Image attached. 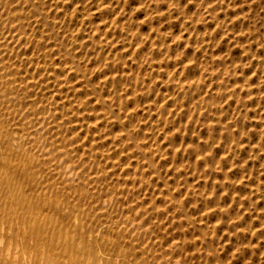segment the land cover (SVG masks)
<instances>
[{
  "label": "rangeland",
  "instance_id": "1",
  "mask_svg": "<svg viewBox=\"0 0 264 264\" xmlns=\"http://www.w3.org/2000/svg\"><path fill=\"white\" fill-rule=\"evenodd\" d=\"M28 1L30 5L27 4ZM41 1L42 0H0V79L2 80H0V136L2 138H0V155L1 152H3L2 149L6 146L5 143L10 142L12 149L14 150L15 148L14 151H16L15 154L17 156L15 158L8 155L4 149V153H2L0 160V167L3 163L7 162V164H9L7 165V172L2 171L4 177H2V179H6L4 182H10H8L9 185L5 183V185L3 184L0 186V192L8 190L6 185H8L9 188L12 187L14 192H16L15 209L13 211H9V213L0 212V242L3 237V244H0V264H63L64 260L66 262L64 264H230V262L232 264H249V262L250 264H264V258H262L264 257V82H262L264 81V19L262 20V18H264L263 0H207L208 2L206 0H76V2L75 0ZM80 2L83 3V6ZM66 3L70 4L66 5ZM71 3H73V6ZM126 4L130 6H127ZM27 5L28 8L26 7ZM93 5L95 7H92ZM124 5L126 8H128L124 9ZM68 6L71 7V10ZM76 7H78L77 10ZM85 7H88V10ZM90 7L91 11L89 12ZM114 7L116 8L114 9ZM67 8L68 10H66ZM35 9L39 11L37 12ZM196 9H198V11H196ZM115 10L118 11L116 12ZM209 12L212 17L209 15ZM43 15H45V18H43ZM118 17L119 19H117ZM92 18H94V20ZM258 21H260V23ZM23 22L26 23L24 24ZM88 22L91 24L90 28ZM107 22H109V24H106ZM255 22H257L259 26ZM98 23L100 24L98 25ZM117 23H119V25ZM133 25L135 27H133ZM134 28L135 30H133ZM125 32L128 34L126 35ZM31 34L34 36L32 37ZM153 34L158 35L156 37ZM205 35L207 36L204 37ZM239 35L240 37L243 35V37L240 38ZM92 41L94 42L92 43ZM132 41L133 44L131 43ZM258 41L259 43H257ZM130 44H132V46ZM50 54H52L53 57H51ZM228 57H230V59H228ZM32 59H37V61H33ZM245 59H248V61ZM22 62L24 63L21 64ZM26 63H28V65ZM62 64L63 67L60 66ZM248 68L250 69L249 71ZM244 72L245 75L243 74ZM68 73L69 77H67ZM94 74L96 78H94ZM159 74L160 76H158ZM235 77L238 78L236 79ZM48 81H50V85ZM59 81L62 83V85ZM99 81L101 83H99ZM57 84L59 86H57ZM104 84L107 86V90ZM238 86H240V88ZM22 87H24V89ZM184 87L187 88L185 89ZM60 91H62L61 94ZM87 91L91 93L89 94ZM111 92L113 93L111 94ZM207 92H209V95H207ZM126 93L128 94L126 95ZM200 93H203L202 96ZM74 94L77 96L76 98ZM41 95L43 98L40 97ZM59 95H61V97ZM94 95L96 98L93 97ZM78 96H82L84 99H80ZM100 98L102 99V103ZM106 98H109L107 99L108 101ZM234 98L236 99L234 100ZM77 100L81 101L77 102ZM89 100L92 101V104H90ZM46 101L49 102L47 103ZM82 102H84V104ZM93 104H95V107ZM113 104H115V106ZM73 105L75 108H73ZM8 107H10V109ZM118 107L120 108V112H118ZM48 109L50 111H48ZM41 110L43 111L41 112ZM130 110L134 112H128ZM255 111L257 113H255ZM110 112L113 113L114 116H112L113 114ZM127 113L130 118L127 116ZM59 116L61 118L64 116L63 118L65 119L62 120L59 118ZM219 116H221L223 119L222 121ZM114 117L116 118L114 119ZM43 118L44 121L41 122L40 119L43 120ZM86 119H89V121L91 120L92 122H89ZM129 119L132 121L131 123L129 122ZM105 122L109 127L105 125ZM124 122L126 125L130 124L131 126L127 125V128ZM92 123L96 128L92 125ZM11 126L12 128H10ZM76 127L79 130L76 129ZM67 129L70 132H68ZM115 130L118 131L115 132ZM42 133L44 136L43 138L41 137ZM15 135H17V137H15ZM35 135L37 137L39 135V137L37 138ZM15 139H19L21 143L17 142L14 144L13 140ZM48 140L51 141V144H55L56 146H51ZM88 141H91V146ZM70 143L74 145H70ZM76 145H79L78 148ZM65 146L66 151L61 150ZM36 147L38 148L37 151ZM71 148L75 151H73ZM229 151L231 152L229 153ZM65 154L68 155L66 156ZM220 156H222V158H220ZM80 158L81 161H79ZM69 159L71 161L73 160L74 163H71ZM85 159L87 160L86 162ZM8 160H12L11 163L13 165L10 163V161L8 162ZM39 160L42 161V164ZM66 161H68L67 163L69 165L66 163ZM212 161L215 165L212 164ZM221 161L224 163V165ZM78 162L80 163L78 164ZM38 163H40L42 166ZM104 168L106 170H104ZM46 169L48 171H46ZM236 170L238 173H235L237 172ZM15 171L17 174H15ZM18 173H20V175ZM47 173L49 174L47 175ZM39 174L41 176L44 174V178L40 177ZM59 174L62 177H59ZM219 174L220 176L218 177ZM234 174L238 175L233 176ZM64 175L66 176L64 177ZM50 176H52L53 179ZM95 176L97 179L94 178ZM7 177L9 178L7 179ZM20 178H22V182L20 181ZM60 180L61 182H59ZM73 182H75V184ZM66 183H69V185ZM132 183L134 185H132ZM214 183L219 184H216V186ZM37 184H39V186ZM25 186L26 188L23 189ZM48 186L50 190L48 189ZM35 188L36 191H33ZM39 190H41V193ZM231 190L232 192H230ZM55 193H57L58 197ZM58 194H61V197H59ZM70 196L72 197L71 200ZM236 197L239 199L237 200ZM38 198L40 200H38ZM60 198H62V201H59ZM221 200L222 202H220ZM19 201H21V203ZM103 201L105 202L103 203ZM46 202L48 203L45 204ZM62 202H64L66 205H64ZM95 202L97 204L100 202V204H98L99 206ZM105 203L107 205H105ZM55 204L60 205L61 208L63 207V209H61L60 206H55ZM67 204H69L70 207H68L69 205ZM65 206L66 208L68 207L70 209H65ZM228 206L230 207L228 208ZM253 207H255L256 212L254 211ZM232 208L235 209L233 210ZM218 209H220L219 213ZM211 213H213L214 216ZM70 214H72V216H70ZM42 216L43 218H41ZM215 216L217 218L219 217V220H217ZM2 218L5 223H3ZM35 218H38V221H36ZM243 218L244 220H242ZM16 219L17 223L15 222ZM34 219L35 223L41 227L42 234L39 236H32V234L35 233V230L33 229V225L35 224H33ZM87 219L90 222L87 221ZM131 220H133L134 223ZM11 221L12 223L15 222L14 226L12 225ZM201 221L203 222L201 223ZM236 221L241 225L236 223ZM6 222L8 223L6 224ZM20 222H23V226ZM42 222L46 223L43 225ZM119 222L120 224H118ZM209 222L212 223L209 224ZM9 225L11 228H9ZM106 225H108V227ZM17 227H19L20 230ZM94 227L96 228L93 229ZM15 228L18 229L20 235H17V230ZM78 229L81 231L83 229L82 236L81 231ZM249 231L250 235L248 234ZM12 233L14 235H12ZM97 233H99V235ZM67 234L69 239L66 236ZM237 234L240 237H238ZM203 235L206 236V238ZM210 235L213 238H211ZM242 235L244 237H242ZM21 236L23 240H19V238L21 239ZM46 238L54 239L52 246L44 241ZM193 240H196L197 242H194ZM230 240H232V242ZM11 242L13 244H10ZM37 244L41 246L37 247ZM65 244L66 246H64ZM20 246L22 248L24 247L26 252L24 251L23 253L20 251L24 250V248L22 249ZM255 248L259 250L257 251ZM223 249L227 253L223 252ZM56 250L57 252H55ZM39 251H41V253ZM35 252L37 254H35ZM21 253H23V255ZM61 253L64 254L62 255ZM69 254L72 255L68 256ZM101 254L104 257L101 256ZM24 255H26L27 259H25ZM15 256H18V260L15 258ZM24 259L26 263H23Z\"/></svg>",
  "mask_w": 264,
  "mask_h": 264
},
{
  "label": "bare ground",
  "instance_id": "2",
  "mask_svg": "<svg viewBox=\"0 0 264 264\" xmlns=\"http://www.w3.org/2000/svg\"><path fill=\"white\" fill-rule=\"evenodd\" d=\"M47 1H48V0H47ZM77 1H78V0H77ZM91 1H92V0H91ZM122 1H123V0H122ZM148 1H149V0H148ZM161 1H162V0H161ZM206 1H207V0H206ZM214 1H215V0H214ZM238 1H239V0H238ZM259 1H260V0H259ZM19 2H20V1H19ZM34 2H35V1H34ZM37 2H38V1H37ZM41 2H43V0H42ZM55 2H57V1H55ZM55 2H54V3H55ZM75 2H76V0H75ZM95 2H96V1H95ZM128 2H129V1H128ZM128 2H126V3H128ZM155 2H156V1H155ZM202 2H203V1H202ZM204 2H205V1H204ZM207 2H208V1H207ZM212 2H213V1H212ZM23 3H24V2H23ZM35 3H36V2H35ZM44 3H45V2H44ZM47 3H48V2H47ZM49 3H50V2H49ZM59 3H60V2H59ZM61 3H62V2H61ZM80 3H81V2H80ZM89 3H90V2H89ZM91 3H92V2H91ZM118 3H119V2H118ZM118 3H117V4H118ZM120 3H121V1H120ZM120 3H119V4H120ZM152 3H153V2H152ZM152 3H151V4H152ZM160 3H161V2H160ZM160 3H159V4H160ZM172 3H173V1H172ZM172 3H171V4H172ZM27 4L30 5V4H29V1H28ZM68 4H70V3H68ZM68 4L66 3V5H68ZM72 4H73V3H71V5H72ZM82 4H83V3H81V5H82ZM93 4H94V3H93ZM119 4H118V5H119ZM129 4H130V3H129ZM137 4H138V3H137ZM161 4H163V3H161ZM189 4H191V3H189ZM206 4H208V3H206ZM222 4H223V3H222ZM263 4H264V0H263ZM25 5H26V4H25ZM28 5L26 6L27 8H28ZM32 5H33V4H32ZM50 5H51V4H50ZM60 5H61V4H60ZM126 5H127V4H126ZM130 5H132V4H130ZM130 5H127V6H130ZM230 5H231V4H230ZM48 6H49V5H48ZM48 6H47V7H48ZM58 6H59V4H58ZM63 6H64V5H63ZM72 6H73V5H72ZM79 6H80V5H79ZM82 6H83V5H82ZM87 6H88V5H87ZM90 6H91V4H90ZM99 6H101V5H99ZM116 6H117V5H116ZM124 6H125V5H124ZM154 6H155V5H154ZM10 7H11V6H10ZM29 7H30V6H29ZM45 7H46V5H45ZM52 7H53V6H52ZM68 7H70V6H68ZM92 7H95V6L93 5ZM110 7H111V5H110ZM196 7H197V6H196ZM33 8H34V7H33ZM35 8H36V7H35ZM43 8H44V7H43ZM58 8H59V7H58ZM62 8H63V7H62ZM65 8H66V7H65ZM77 8H78V7H76V10H77ZM82 8H83V7H82ZM85 8H86V7H85ZM87 8H88V7H87ZM87 8H86V9H87ZM107 8H108V6H107ZM115 8H116V7H114V9H115ZM117 8H118V6H117ZM127 8H128V7H127ZM127 8H126V6H125L124 9H127ZM209 8H210V7H209ZM44 9H45V8H44ZM103 9H104V8H103ZM131 9H133V8H131ZM141 9H142V7H141ZM10 10H11V9H10ZM18 10H19V9H18ZM25 10H26V9H25ZM35 10H36V9H35ZM52 10H53V9H52ZM54 10H55V9H54ZM66 10H68V8H67ZM70 10H71V7H70ZM70 10H69V11H70ZM87 10H88V9H87ZM118 10H119V9H118ZM118 10H115V11L117 12ZM134 10H135V9H134ZM143 10H144V9H143ZM168 10H169V9H168ZM240 10H241V9H240ZM246 10H247V9H246ZM253 10H254V9H253ZM36 11H37V10H36ZM38 11H39V10H38ZM38 11H37V12H38ZM50 11H51V10H50ZM58 11H59V10H58ZM90 11H91V7H90V9H89V12H90ZM92 11H93V8H92ZM98 11H99V10H98ZM112 11H113V9H112ZM126 11H127V10H126ZM132 11H133V10H132ZM196 11H198V9H196ZM236 11H237V10H236ZM10 12H11V11H10ZM44 12H45V11H44ZM87 12H88V11H87ZM148 12H149V9H148ZM168 12H169V11H168ZM210 12H211V11H210ZM210 12H209V15H210ZM237 12H238V11H237ZM240 12H241V11H240ZM254 12H255V10H254ZM254 12H253V13H254ZM42 13H43V12H42ZM56 13H57V12H56ZM74 13H75V9H74ZM92 13H94V12H92ZM102 13H103V12H102ZM128 13H129V12H128ZM165 13H166V12H165ZM179 13H180V12H179ZM195 13H196V12H195ZM35 14H36V13H35ZM44 14H45V13H44ZM48 14H49V13H48ZM97 14H98V13H97ZM115 14H116V13H115ZM120 14H121V12H120ZM132 14H133V13H132ZM220 14H221V13H220ZM21 15H22V14H21ZM21 15H20V16H21ZM37 15H38V14H37ZM99 15H100V14H99ZM117 15H118V14H117ZM159 15H160V14H159ZM251 15H252V14H251ZM251 15H250V16H251ZM263 15H264V14H263ZM26 16H27V15H26ZM29 16H30V15H29ZM34 16H35V15H34ZM43 16H44V17H43ZM43 16H42V17L45 18V15H43ZM48 16H49V15H48ZM55 16H56V15H55ZM81 16H82V15H81ZM83 16H85V15H83ZM100 16H101V15H100ZM103 16H104V15H103ZM115 16H116V15H115ZM118 16H119V15H118ZM186 16H187V15H186ZM207 16H208V15H207ZM210 16L212 17V15H210ZM35 17H36V16H35ZM50 17H51V16H50ZM56 17H57V16H56ZM121 17H122V16H121ZM121 17H120V18H121ZM126 17H127V16H126ZM153 17H154V16H153ZM153 17H152V18H153ZM181 17H182V16H181ZM184 17H185V16H184ZM30 18H31V17H30ZM37 18H38V17H37ZM46 18H47V16H46ZM81 18H82V17H81ZM84 18H85V17H84ZM86 18H88V17H86ZM95 18H96V17H95ZM104 18H105V16H104ZM114 18H115V17H114ZM114 18H113V19H114ZM134 18H135V17H134ZM154 18H155V17H154ZM188 18H189V17H188ZM215 18H216V17H215ZM244 18H245V17H244ZM10 19H11V18H10ZM38 19H40V18H38ZM38 19H37V20H38ZM92 19L94 20V18H92ZM115 19H116V18H115ZM115 19H114V21H115ZM117 19H119V17H118ZM147 19H148V18H147ZM227 19H228V18H227ZM248 19H249V18H248ZM263 19H264V18H262V20H263ZM13 20H14V19H13ZM87 20H89V19H87ZM87 20H86V21H87ZM95 20H96V19H95ZM120 20H121V19H120ZM128 20H129V19H128ZM162 20H163V19H162ZM176 20H178V19H176ZM198 20H199V19H198ZM258 20H259V19H258ZM15 21H16V20H15ZM44 21H45V20H44ZM111 21H112V20H111ZM130 21H131V20H130ZM134 21H135V20H134ZM143 21H144V20H143ZM149 21H150V20H149ZM157 21H159V20H157ZM235 21H238V20H235ZM246 21H247V20H246ZM11 22H12V20H11ZM20 22H21V21H20ZM42 22H43V20H42ZM45 22H47V21H45ZM84 22H85V20H84ZM92 22H93V21H92ZM118 22H119V21H118ZM121 22H122V21H121ZM188 22H189V21H188ZM206 22H207V21H206ZM258 22L260 23V21H258ZM23 23H24V22H23ZM25 23H26V22H25ZM25 23H24V24H25ZM36 23H37V22H36ZM198 23H199V22H198ZM201 23H202V22H201ZM219 23H220V22H219ZM245 23H247V22H245ZM255 23H257V22H255ZM261 23H262V22H261ZM41 24H42V23H41ZM45 24H46V23H45ZM88 24H89V22H88ZM92 24H93V23H92ZM99 24H100V23H98V25H99ZM106 24H109V22H107ZM113 24H114V23H113ZM117 24L119 25V23H117ZM138 24H139V23H138ZM147 24H148V23H147ZM183 24H184V23H183ZM187 24H188V23H187ZM39 25H40V24H39ZM82 25H83V24H82ZM90 25H91V24H89V28L91 27ZM94 25H95V23H94ZM141 25H142V22H141ZM149 25H150V24H149ZM229 25H231V24H229ZM229 25H228V27H229ZM257 25H258V23H257ZM20 26H21V25H20ZM26 26H27V25H26ZM35 26H36V25H35ZM43 26H44V25H43ZM127 26H128V25H127ZM173 26H174V25H173ZM175 26H176V25H175ZM184 26H185V24H184ZM258 26H259V25H258ZM11 27H12V26H11ZM17 27H18V26H17ZM37 27H38V26H37ZM81 27H82V26H81ZM106 27H107V26H106ZM106 27H105V28H106ZM113 27H114V26H113ZM133 27H135V26L133 25ZM140 27H141V26H140ZM148 27H149V26H148ZM244 27H245V26H244ZM27 28H28V26H27ZM110 28H111V27H110ZM196 28H197V26H196ZM207 28H208V26H207ZM215 28H216V27H215ZM256 28H257V27H256ZM19 29H20V28H19ZM34 29H35V28H34ZM99 29H100V28H99ZM139 29H140V28H139ZM26 30H27V29H26ZM89 30H90V29H89ZM89 30H88V31H89ZM115 30H116V29H115ZM133 30H135V28H134ZM212 30H213V29H212ZM214 30H216V29H214ZM250 30H251V29H250ZM31 31H32V30H31ZM33 31H35V30H33ZM108 31H109V30H108ZM125 31H127V30H125ZM139 31H140V30H139ZM181 31H182V30H181ZM196 31H197V30H196ZM225 31H226V30H225ZM225 31H224V32H225ZM93 32H94V31H93ZM99 32H100V31H99ZM154 32H155V31H154ZM184 32H185V30H184ZM214 32H215V31H214ZM219 32H220V31H219ZM246 32H247V31H246ZM246 32H245V33H246ZM28 33H29V32H28ZM41 33H42V32H41ZM89 33H90V32H89ZM107 33H108V32H107ZM220 33H221V32H220ZM228 33H229V32H228ZM34 34H35V33H34ZM125 34L127 35L128 33L125 32ZM151 34H152V33H151ZM154 34H155V33H154ZM154 34H153V35H154ZM182 34H183V33H182ZM211 34H212V32H211ZM218 34H219V33H218ZM252 34H253V33H252ZM261 34H262V33H261ZM153 35H152V36H153ZM157 35H158V34H157ZM157 35H154V36L157 37ZM256 35H257V33H256ZM258 35H259V32H258ZM31 36L33 37L34 35L31 34ZM35 36H36V35H35ZM89 36H90V35H89ZM107 36H109V35H107ZM206 36H207V35H205L204 37H206ZM211 36H212V35H211ZM42 37H43V36H42ZM50 37H51V36H50ZM105 37H106V36H105ZM105 37H104V38H105ZM128 37H129V36H128ZM133 37H134V36H133ZM162 37H163V36H162ZM204 37H203V38H204ZM225 37H226V36H225ZM235 37H236V36H235ZM239 37H240V35H239ZM242 37H243V35H242ZM242 37H240V38H242ZM244 37H245V35H244ZM257 37H261V36H257ZM23 38H24V37H23ZM35 38H36V37H35ZM182 38H183V37H182ZM197 38H199V37H197ZM232 38H233V36H232ZM255 38H256V37H255ZM29 39H30V37H29ZM93 39H94V38H93ZM93 39H92V40H93ZM114 39H115V38H114ZM158 39H159V38H158ZM177 39H179V38H177ZM200 39H201V37H200ZM260 39H261V38H260ZM27 40H28V39H27ZM31 40H32V39H31ZM34 40H35V39H34ZM88 40H89V39H88ZM88 40H87V41H88ZM123 40H124V39H123ZM155 40H157V39H155ZM162 40H163V39H162ZM193 40H194V39H193ZM124 41H125V40H124ZM147 41H148V40H147ZM165 41H166V40H165ZM172 41H173V40H172ZM221 41H222V39H221ZM221 41H220V42H221ZM28 42H29V41H28ZM32 42H33V41H32ZM62 42H63V41H62ZM90 42H91V41H90ZM93 42H94V41H92V43H93ZM153 42H154V41H153ZM166 42H167V41H166ZM196 42H197V41H196ZM200 42H201V41H200ZM212 42H213V40H212ZM227 42H228V41H227ZM30 43H31V42H30ZM98 43H99V42H98ZM124 43H126V42H124ZM131 43L133 44V41H132ZM164 43H165V42H164ZM193 43H194V42H193ZM202 43H203V42H202ZM209 43H211V42H209ZM214 43H215V42H214ZM257 43H259V41H258ZM12 44H13V43H12ZM53 44H54V43H53ZM96 44H97V43H96ZM132 44H130V45L132 46ZM168 44H169V43H168ZM168 44H167V45H168ZM222 44H223V43H222ZM230 44H231V43H230ZM30 45H31V44H30ZM106 45H107V44H106ZM204 45H205V44H204ZM260 45H261V44H260ZM65 46H66V45H65ZM102 46H103V45H102ZM107 46H109V45H107ZM116 46H117V45H116ZM126 46H127V45H126ZM208 46H209V45H208ZM229 46H230V45H229ZM61 47H62V46H61ZM103 47H104V46H103ZM112 47H113V46H112ZM112 47H111V48H112ZM176 47H177V46H176ZM63 48H65V47H63ZM63 48H62V49H63ZM94 48H95V47H94ZM113 48H114V47H113ZM195 48H196V47H195ZM202 48H203V45H202ZM252 48H253V47H252ZM26 49H27V48H26ZM95 49H96V48H95ZM101 49H102V48H101ZM136 49H137V48H136ZM163 49H164V48H163ZM204 49H205V48H204ZM229 49H230V47H229ZM229 49H228V50H229ZM261 49H262V48H261ZM24 50H25V49H24ZM63 50H64V49H63ZM63 50H61V51H63ZM129 50H130V49H129ZM201 50H202V49H201ZM215 50H216V49H215ZM215 50H213V51H215ZM252 50H253V49H252ZM262 50H263V49H262ZM262 50H261V51H262ZM70 51H71V49H70ZM161 51H162V50H161ZM207 51H208V50H207ZM3 52H4V51H3ZM24 52H25V51H24ZM67 52H68V51H67ZM72 52H73V51H72ZM129 52H130V51H129ZM142 52H143V51H142ZM202 52H203V51H202ZM235 52H236V51H235ZM262 52H263V51H262ZM48 53H49V52H48ZM51 53H52V52H51ZM65 53H66V52H65ZM213 53H214V52H213ZM256 53H257V52H256ZM32 54H33V53H32ZM66 54H67V53H66ZM74 54H75V53H74ZM76 54H79V53H76ZM195 54H196V53H195ZM249 54H250V53H249ZM50 55H51V57H53L52 54H50ZM68 55H69V54H68ZM156 55H157V54H156ZM230 55H231V54H230ZM246 55H247V54H246ZM75 56H76V55H75ZM157 56H158V55H157ZM172 56H173V55H172ZM244 56H245V55H244ZM262 56H263V55H262ZM18 57H19V56H18ZM46 57H47V56H46ZM66 57H67V56H66ZM66 57H65V58H66ZM245 57H246V56H245ZM248 57H249V56H248ZM56 58H57V57H56ZM56 58H55V59H56ZM68 58H69V57H68ZM75 58H77V57H75ZM144 58H145V57H144ZM148 58H149V57H148ZM155 58H156V57H155ZM164 58H165V57H164ZM223 58H224V57H223ZM246 58H247V57H246ZM17 59H18V58H17ZM78 59H79V58H78ZM177 59H178V58H177ZM219 59H220V58H219ZM228 59H230V57H228ZM255 59H256V58H255ZM32 60H33V61H34V60L37 61V59H32ZM50 60H51V59H50ZM58 60H59V59H58ZM63 60H64V59H63ZM113 60H114V59H113ZM245 60H246V59H245ZM245 60H244V61H245ZM36 61H35V62H36ZM79 61H80V60H79ZM150 61H151V59H150ZM222 61H223V60H222ZM241 61H242V59H241ZM246 61H248V59H247ZM55 62H56V61H55ZM63 62H64V61H63ZM67 62H68V61H67ZM142 62H143V61H142ZM168 62H169V61H168ZM212 62H213V61H212ZM23 63H24V62H22L21 64H23ZM31 63H32V62H31ZM33 63H34V62H33ZM57 63H58V62H57ZM95 63H96V62H95ZM145 63H146V61H145ZM18 64H19V62H18ZM26 64L28 65V63H26ZM34 64H35V63H34ZM39 64H40V63H39ZM53 64H54V62H53ZM55 64H56V63H55ZM60 64H61V63H60ZM69 64H70V63H69ZM154 64H155V63H154ZM197 64H198V63H197ZM47 65H48V64H47ZM51 65H52V64H51ZM56 65H57V64H56ZM70 65H71V64H70ZM73 65H74V63H73ZM202 65H203V64H202ZM238 65H239V64H238ZM246 65H247V63H246ZM17 66H18V65H17ZM60 66L63 67V64L60 65ZM151 66H152V65H151ZM154 66H155V65H154ZM197 66H198V65H197ZM204 66H205V65H204ZM65 67H66V66H65ZM65 67H64V68H65ZM113 67H114V66H113ZM228 67H229V66H228ZM6 68H7V67H6ZM35 68H36V67H35ZM42 68H43V67H42ZM47 68H49V67H47ZM122 68H123V67H122ZM189 68H191V67H189ZM200 68H201V67H200ZM202 68H203V67H202ZM260 68H261V67H260ZM0 69H1V68H0ZM21 69H22V68H21ZM33 69H34V68H33ZM43 69H44V68H43ZM43 69H42V70H43ZM65 69H66V68H65ZM73 69H74V66H73ZM75 69H76V68H75ZM194 69H195V68H194ZM258 69H259V68H258ZM36 70H37V69H36ZM51 70H52V69H51ZM55 70H56V69H55ZM66 70H67V69H66ZM76 70H77V69H76ZM76 70H75V71H76ZM81 70H82V69H81ZM210 70H211V69H210ZM242 70H243V69H242ZM249 70H250V69L248 68V71H249ZM256 70H257V69H256ZM1 71H2V70H1ZM25 71H26V70H25ZM37 71H38V70H37ZM52 71H53V70H52ZM52 71H51V72H52ZM77 71H78V70H77ZM232 71H233V70H232ZM11 72H12V71H11ZM15 72H16V71H15ZM35 72H36V71H35ZM48 72H49V70H48ZM56 72H57V71H56ZM68 72H69V71H68ZM70 72H71V71H70ZM73 72H74V70H73ZM80 72H81V71H80ZM155 72H156V71H155ZM196 72H197V71H196ZM222 72H223V71H222ZM222 72H221V74H222ZM19 73L21 74L20 71H19ZM26 73H27V72H26ZM39 73H40V70H39ZM42 73H43V72H42ZM58 73H59V72H58ZM62 73H63V72H62ZM65 73H67V72H65ZM65 73H64V74H65ZM204 73H205V72H204ZM204 73H203V74H204ZM1 74H2V73H1ZM9 74H10V73H9ZM36 74H37V73H36ZM36 74H35V75H36ZM59 74H60V73H59ZM75 74H77V73H75ZM86 74H87V73H86ZM99 74H100V73H99ZM205 74H206V73H205ZM243 74L245 75V72H244ZM249 74H250V73H249ZM261 74H262V73H261ZM65 75H67V74H65ZM71 75H72V74H71ZM73 75H74V73H73ZM172 75H173V73H172ZM176 75H177V74H176ZM210 75H211V74H210ZM216 75H217V74H216ZM229 75H230V74H229ZM3 76L5 77L4 74H3ZM27 76H28V75H27ZM50 76H51V75H50ZM60 76H61V74H60ZM93 76H94V78H96V77H95V74H94ZM93 76H92V78H93ZM96 76H97V75H96ZM158 76H160V74H159ZM178 76H179V75H178ZM181 76H182V75H181ZM252 76H254V75H252ZM37 77H38V76H37ZM44 77H45V76H44ZM52 77H53V76H52ZM61 77H62V76H61ZM67 77H69V73H68V76H67ZM70 77H71V76H70ZM86 77H87V76H86ZM100 77H101V75H100ZM199 77H201V76H199ZM205 77H206V75H205ZM212 77H213V76H212ZM216 77H217V76H216ZM231 77H232V76H231ZM238 77H239V76H238ZM238 77H237V78H238ZM1 78H2V77H1ZM8 78H9V77H8ZM24 78H25V77H24ZM42 78H43V77H42ZM59 78H60V77H59ZM63 78H64V77H63ZM105 78H107V77H105ZM108 78H109V77H108ZM111 78H113V77H111ZM194 78H195V77H194ZM208 78H209V77H208ZM224 78H225V77H224ZM224 78H223V79H224ZM226 78H227V76H226ZM229 78H230V77H229ZM235 78H236V77H235ZM237 78H236V79H237ZM243 78H244V77H243ZM250 78H251V77H250ZM39 79H40V78H39ZM43 79H44V78H43ZM67 79H68V78H67ZM70 79H71V78H70ZM73 79H76V78H73ZM176 79H177V78H176ZM184 79H185V78H184ZM210 79H211V78H210ZM213 79H214V78H213ZM213 79H212V80H213ZM220 79H221V78H220ZM259 79H260V78H259ZM0 80H1V79H0ZM52 80H53V79H52ZM54 80H55V79H54ZM60 80H63V79H60ZM95 80H96V79H95ZM179 80H180V79H179ZM200 80H201V79H200ZM228 80H229V79H228ZM232 80H233V79H232ZM232 80H230V81L233 82ZM241 80H243V79H241ZM1 81H2V80H1ZM3 81H4V80H3ZM41 81H42V80H41ZM50 81H51V80H50ZM50 81H48V83H49ZM64 81H65V80H64ZM74 81H75V80H74ZM78 81H79V80H78ZM81 81H82V80H81ZM100 81H102V80H100ZM100 81H99V83H101ZM105 81H106V80H105ZM105 81H104V82H105ZM225 81H226V80H225ZM18 82H19V81H18ZM18 82H17V83H18ZM24 82H25V81H24ZM59 82H60V81H59ZM79 82H80V81H79ZM79 82H78V83H79ZM102 82H103V81H102ZM107 82H108V81H107ZM211 82H212V81H211ZM211 82H210V83H211ZM221 82H222V81H221ZM262 82H264V81H262ZM5 83H6V81H5ZM27 83H28V82H27ZM37 83H38V82H37ZM48 83H47V84H48ZM51 83H52V82H51ZM57 83H58V82H57ZM60 83H61V82H60ZM66 83H68V82H66ZM71 83H72V81H71ZM75 83H76V82H75ZM80 83H81V82H80ZM82 83H83V82H82ZM121 83H122V82H121ZM177 83H178V82H177ZM179 83H180V81H179ZM179 83H178V84H179ZM191 83H192V81H191ZM206 83H207V82H206ZM214 83H215V82H214ZM234 83H235V82H234ZM234 83H233V84H234ZM2 84H3V83H2ZM44 84H45V83H44ZM102 84H103V83H102ZM110 84H111V83H110ZM112 84H113V83H112ZM192 84H193V83H192ZM195 84H196V83H195ZM208 84H209V83H208ZM216 84H217V83H216ZM219 84H220V83H219ZM228 84H229V83H228ZM0 85H1V84H0ZM45 85H46V84H45ZM49 85H50V83H49ZM61 85H62V83H61ZM104 85H105V84H104ZM221 85H222V83H221ZM263 85H264V84H263ZM57 86H59V85L57 84ZM77 86H78V85H77ZM79 86H80V85H79ZM83 86H84V85H83ZM105 86H106V85H105ZM105 86H104V87H105ZM112 86H113V85H112ZM186 86H187V85H186ZM246 86H247V85H246ZM8 87H9V85H8ZM25 87H27V86H25ZM37 87H38V86H37ZM45 87H46V86H45ZM48 87H49V86H48ZM51 87H52V86H51ZM51 87H50V88H51ZM63 87H64V86H63ZM69 87H70V86H69ZM71 87H72V86H71ZM84 87H86V86H84ZM98 87H99V84H98ZM201 87H202V86H201ZM220 87H221V86H220ZM238 87L240 88V86H238ZM22 88L24 89V87H22ZM27 88H28V87H27ZM46 88H47V87H46ZM65 88H66V87H65ZM73 88H74V87H73ZM79 88H80V87H79ZM120 88H121V87H120ZM122 88H124V87H122ZM184 88H185V87H184ZM186 88H187V87H186ZM186 88H185V89H186ZM223 88H224V86H223ZM223 88H222V89H223ZM254 88H255V87H254ZM254 88H252V89H254ZM47 89H48V88H47ZM57 89H58V87H57ZM57 89H56V90H57ZM61 89H62V88H61ZM68 89H69V88H68ZM91 89H92V88H91ZM99 89H100V88H99ZM108 89H109V88H108ZM112 89H113V88H112ZM130 89H131V88H130ZM180 89H181V87H180ZM195 89H196V88H195ZM195 89H194V90H195ZM216 89H217V88H216ZM69 90H70V89H69ZM69 90H68V91H69ZM71 90H73V89H71ZM106 90H107V86H106ZM124 90H125V89H124ZM183 90H184V89H183ZM199 90H200V89H199ZM236 90H237V89H236ZM243 90H244V89H243ZM20 91H21V90H20ZM38 91H39V90H38ZM62 91H63V90H62ZM62 91H60V94H61ZM81 91H82V90H81ZM100 91H101V90H100ZM111 91H113V90H111ZM116 91H117V90H116ZM129 91H130V90H129ZM129 91H128V92H129ZM131 91H132V90H131ZM186 91H188V90H186ZM1 92H3V91H1ZM31 92H32V91H31ZM70 92H72V91H70ZM77 92H78V91H77ZM87 92H88V91H87ZM107 92H108V91H107ZM107 92H106V93H107ZM197 92H198V90H197ZM233 92H234V91H233ZM9 93H10V92H9ZM29 93H30V92H29ZM40 93H41V90H40ZM50 93H51V92H50ZM53 93H54V92H53ZM53 93H52V95H53ZM55 93H56V92H55ZM57 93H58V92H57ZM63 93H64V92H63ZM65 93H66V92H65ZM88 93H89V92H88ZM90 93H91V92H90ZM90 93H89V94H90ZM102 93H103V92H102ZM112 93H113V92H111V94H112ZM130 93H131V92H130ZM207 93H208L207 95H209V92H207ZM223 93H224V92H223ZM230 93H231V92H230ZM237 93H238V92H237ZM0 94H1V93H0ZM2 94H3V93H2ZM31 94H32V93H31ZM77 94H78V93H77ZM80 94H81V93H80ZM89 94H88V95H89ZM114 94H115V91H114ZM127 94H128V93H126V95H127ZM200 94H201V96H202L203 93H200ZM249 94H250V93H249ZM37 95H39V94H37ZM47 95H50V94H47ZM57 95H58V94H57ZM63 95H64V94H63ZM74 95H75V94H74ZM105 95H106V94H105ZM108 95H109V94H108ZM164 95H165V94H164ZM207 95H206V96H207ZM54 96H56V95H54ZM59 96L61 97V95H59ZM68 96H69V95H68ZM70 96H71V94H70ZM118 96H119V95H118ZM135 96H136V95H135ZM214 96H215V95H214ZM37 97H39V96H37ZM40 97H42V95H41ZM46 97H47V96H46ZM76 97H77V96L75 95V98H76ZM79 97H80V96H78V98H79ZM93 97H95V95H94ZM93 97H92V98H93ZM98 97H99V95H98ZM105 97H106V96H105ZM109 97H110V96H109ZM122 97H123V96H122ZM236 97H237V95H236ZM17 98H18V97H17ZM42 98H43V97H42ZM53 98H54V97H53ZM56 98H57V97H56ZM63 98H64V97H63ZM81 98L84 99V97H82V96L80 97V99H81ZM95 98H96V97H95ZM115 98H117V97H115ZM115 98H114V99H115ZM123 98H124V97H123ZM203 98H204V96H203ZM226 98H227V97H226ZM19 99H20V98H19ZM36 99H37V98H36ZM44 99H45V98H44ZM44 99H43V100H44ZM57 99H58V98H57ZM71 99H72V98H71ZM86 99H87V97H86ZM100 99H101V98H100ZM107 99H109V98H106V100H107ZM129 99H130V98H129ZM165 99H166V98H165ZM221 99H222V97H221ZM230 99H231V98H230ZM235 99H236V98H234V100H235ZM254 99H255V98H254ZM258 99H259V98H258ZM258 99H257V100H258ZM21 100H22V99H21ZM38 100H39V99H38ZM45 100H46V99H45ZM49 100H50V99H49ZM52 100H53V99H52ZM61 100H63V99H61ZM61 100H60V101H61ZM75 100H76V99H75ZM90 100H91V99H90ZM90 100H89V101H90ZM97 100H99V99H97ZM97 100H96V101H97ZM54 101H55V100H54ZM70 101H71V100H70ZM79 101H81V100H79ZM79 101L77 100V102H79ZM87 101H88V100H87ZM87 101H86V102H87ZM100 101H101V103H102V99H101ZM107 101H108V100H107ZM163 101H164V100H163ZM203 101H204V99H203ZM212 101H213V100H212ZM216 101H217V100H216ZM226 101H227V100H226ZM231 101H232V100H231ZM241 101H242V100H241ZM245 101H246V100H245ZM11 102H12V101H11ZM44 102H45V101H44ZM46 102L48 103L49 101H46ZM71 102H72V101H71ZM113 102H114V101H113ZM115 102H116V101H115ZM239 102H240V100H239ZM27 103H28V102H27ZM42 103H43V102H42ZM55 103H56V102H55ZM82 103L84 104V102H82ZM99 103H100V102H99ZM156 103H157V102H156ZM222 103H223V102H222ZM230 103H231V102H230ZM230 103H229V104H230ZM3 104H4V103H3ZM21 104H22V103H21ZM44 104H46V103H44ZM52 104H53V102H52ZM59 104H60V103H59ZM83 104H82V105H83ZM90 104H92V101H90ZM95 104H96V102H95ZM95 104H93V106H94ZM128 104H130V103H128ZM128 104H127V105H128ZM137 104H138V103H137ZM225 104H226V103H225ZM225 104H224V107H225ZM232 104H233V103H232ZM4 105H5V104H4ZM11 105H12V104H11ZM71 105H72V104H71ZM78 105H79V103H78ZM80 105H81V104H80ZM86 105H87V104H86ZM100 105H101V104H100ZM113 105L115 106V104H113ZM118 105H119V104H118ZM118 105H117V106H118ZM123 105H124V104H123ZM132 105H133V104H132ZM236 105H237V104H236ZM247 105H248V104H247ZM22 106H23V104H22ZM40 106H42V105H40ZM53 106H54V104H53ZM67 106H68V105H67ZM67 106H66V107H67ZM91 106H92V105H91ZM98 106H99V105H98ZM109 106H110V105H109ZM137 106H138V105H137ZM10 107H12V106H10ZM10 107H8V108L10 109ZM30 107H31V106H30ZM50 107H51V106H50ZM94 107H95V106H94ZM230 107H232V106H230ZM234 107H235V106H234ZM236 107H237V106H236ZM238 107H239V106H238ZM247 107H248V106H247ZM2 108H3V107H2ZM39 108H40V107H39ZM39 108H38V109H39ZM73 108H75L74 105H73ZM91 108H92V107H91ZM91 108H90V109H91ZM113 108H114V107H113ZM118 108H119V107H118ZM144 108H145V107H144ZM30 109H32V108H30ZM45 109H47V108H45ZM83 109H84V108H83ZM86 109H87V108H86ZM92 109H93V108H92ZM92 109H91V110H92ZM95 109H96V108H95ZM111 109H112V108H111ZM151 109H152V107H151ZM227 109H228V108H227ZM238 109H239V108H238ZM240 109H241V104H240ZM240 109H239V110H240ZM255 109H256V108H255ZM257 109H258V108H257ZM77 110H78V109H77ZM91 110H89V111H91ZM107 110H108V109H107ZM119 110H120V108L118 109V112H120ZM219 110H220V109H219ZM236 110H237V109H236ZM236 110H235V111H236ZM261 110H262V109H261ZM30 111H31V110H30ZM35 111H36V110H35ZM42 111H43V110H41V112H42ZM46 111H47V110H46ZM48 111H50V110L48 109ZM53 111H54V110H53ZM75 111H76V110H75ZM80 111H81V110H80ZM83 111H85V110H83ZM108 111H109V110H108ZM110 111H111V110H110ZM131 111H132V110H130V111H128V112H131ZM153 111H154V110H153ZM220 111H221V110H220ZM220 111H219V113H220ZM228 111H229V110H228ZM244 111H245V110H244ZM12 112H14V111H12ZM39 112H40V111H39ZM57 112H58V111H57ZM71 112H72V111H71ZM71 112H70V113H71ZM76 112H77V111H76ZM78 112H79V111H78ZM94 112H95V111H94ZM96 112H97V111H96ZM122 112H123V111H122ZM124 112H125V111H124ZM132 112H134V111H132ZM211 112H212V110H211ZM216 112H217V111H216ZM221 112H222V111H221ZM233 112H234V111H233ZM238 112H239V111H238ZM242 112H243V111H242ZM253 112H254V110H253ZM46 113H47V112H46ZM46 113H45V114H46ZM50 113H51V112H50ZM99 113H101V112H99ZM110 113H111V112H110ZM212 113H213V112H212ZM240 113H241V112H240ZM255 113H257V112L255 111ZM263 113H264V112H263ZM9 114H10V113H9ZM11 114H12V113H11ZM27 114H28V113H27ZM42 114H43V113H42ZM74 114L76 115L75 112H74ZM77 114H78V113H77ZM85 114H86V113H85ZM91 114H92V113H91ZM111 114H113V113H111ZM114 114H115V111H114ZM114 114H113L112 116H114ZM136 114H138V113H136ZM215 114H216V113H215ZM238 114H239V113H238ZM54 115H55V113H54ZM63 115H64V114H63ZM133 115H134V114H133ZM133 115H132V117H133ZM72 116H74V115H72ZM100 116H101V115H100ZM109 116H110V115H109ZM112 116H111V117H112ZM123 116H124V115H123ZM127 116H128V113H127ZM134 116H136V115H134ZM222 116H223V115H222ZM254 116H255V115H254ZM254 116H253V117H254ZM15 117H16V116H15ZM24 117H25V116H24ZM50 117H51V116H50ZM52 117H53V114H52ZM52 117H51V118H52ZM63 117H64V116H63ZM63 117L61 118V117L59 116V118H61L62 120H64L65 118H63ZM65 117H66V116H65ZM77 117H78V116H77ZM81 117H82V116H81ZM86 117H87V116H86ZM89 117H90V116H89ZM91 117H92V116H91ZM120 117H121V116H120ZM128 117L130 118V116H128ZM132 117H131V119H132ZM199 117H200V116H199ZM214 117H215V115H214ZM219 117L221 118V116H219ZM232 117H233V116H232ZM257 117H258V116H257ZM16 118H17V117H16ZM44 118H45V117H44ZM44 118H43V120L40 119L41 122L44 121ZM98 118H99V117H98ZM104 118H105V117H104ZM107 118H108V117H107ZM112 118H113V117H112ZM115 118H116V117H114V119H115ZM122 118H123V117H122ZM228 118H229V117H228ZM247 118H248V116H247ZM14 119H15V118H14ZM31 119H32V118H31ZM61 119H60V120H61ZM77 119H79V118H77ZM93 119H94V118H93ZM109 119H111V118H109ZM109 119H108V120H109ZM135 119H136V117H135ZM217 119H218V118H217ZM238 119H239V118H238ZM238 119H237V120H238ZM48 120H49V119H48ZM58 120H59V119H58ZM67 120H68V119H67ZM86 120H87V119H86ZM106 120H107V119H106ZM129 120H130V119H129ZM222 120H223V119L221 118V121H222ZM240 120H241V119H240ZM10 121H11V119H10ZM27 121H28V120H27ZM34 121H35V120H34ZM50 121H51V120H50ZM50 121H49V122H50ZM71 121H72V120H71ZM74 121H75V120H74ZM80 121H81V120H80ZM84 121H85V120H84ZM87 121H89V119H88ZM90 121H91V120H90ZM90 121H89V122H90ZM98 121H99V120H98ZM124 121H126V120H124ZM133 121H134V120H133ZM136 121H137V120H136ZM241 121H242V120H241ZM28 122H29V121H28ZM32 122H33V121H32ZM59 122H60V121H59ZM64 122H65V121H64ZM91 122H92V121H91ZM108 122H109V121H108ZM114 122H115V121H114ZM129 122L131 123L132 121L130 120ZM134 122H135V121H134ZM219 122H220V120H219ZM231 122H232V121H231ZM257 122H258V121H257ZM18 123H19V122H18ZM83 123H84V122H83ZM96 123H97V122H96ZM110 123H111V122H110ZM124 123H125V122H124ZM227 123H228V122H227ZM263 123H264V122H263ZM45 124H46V122H45ZM50 124H51V123H50ZM111 124H112V123H111ZM111 124H110V125H111ZM19 125H20V124H19ZM73 125H74V124H73ZM78 125H79V124H78ZM92 125L94 126L93 123H92ZM96 125H97V124H96ZM105 125H106V122H105ZM113 125H114V124H113ZM127 125L129 126L130 124H127ZM127 125H126V123H125V126H126V127H127ZM215 125H216V124H215ZM244 125H245V124H244ZM244 125H243V126H244ZM53 126H54V125H53ZM53 126H52V127H53ZM106 126L109 127L108 124H107ZM130 126H131V125H130ZM227 126H228V125H227ZM245 126H246V125H245ZM45 127H46V126H45ZM64 127H65V126H64ZM66 127H67V126H66ZM84 127H86V126H84ZM94 127H95V126H94ZM113 127H114V126H113ZM142 127H143V126H142ZM255 127H256V126H255ZM10 128H12V126H11ZM41 128H42V127H41ZM48 128H49V127H48ZM55 128H56V127H55ZM55 128H54V129H55ZM58 128H60V127H58ZM58 128H57V129H58ZM61 128H62V127H61ZM67 128H68V127H67ZM81 128H82V127H81ZM95 128H96V127H95ZM114 128H115V127H114ZM127 128H128V127H127ZM227 128H228V127H227ZM18 129H19V128H18ZM23 129H24V128H23ZM76 129H78V128L76 127ZM102 129H103V128H102ZM117 129H118V128H117ZM121 129H122V128H121ZM124 129H126V128H124ZM129 129H130V128H129ZM13 130H14V129H13ZM48 130H49V129H48ZM78 130H79V129H78ZM89 130H90V129H89ZM212 130H213V129H212ZM25 131H26V130H25ZM38 131H39V130H38ZM41 131H42V130H41ZM41 131H40V132H41ZM67 131H68V129H67ZM83 131H84V130H83ZM117 131H118V130H117ZM117 131L115 130V132H117ZM130 131H131V130H130ZM213 131H214V130H213ZM40 132H39V133H40ZM42 132H43V131H42ZM44 132H45V131H44ZM53 132H54V131H53ZM68 132H70V131H68ZM73 132H74V131H73ZM175 132H176V131H175ZM210 132H211V131H210ZM253 132H254V131H253ZM33 133H35V132H33ZM46 133H48V132H46ZM60 133H61V132H60ZM66 133H67V132H66ZM66 133H65V134H66ZM77 133H79V132H77ZM129 133H130V132H129ZM212 133H213V132H212ZM240 133H241V132H240ZM245 133H246V132H245ZM8 134H9V133H8ZM25 134H26V133H25ZM29 134H30V133H29ZM29 134H28V135H29ZM44 134H45V133H44ZM74 134H75V132H74ZM209 134H210V133H209ZM249 134H250V133H249ZM255 134H256V133H255ZM261 134H262V133H261ZM45 135H47V134H45ZM75 135H76V134H75ZM75 135H74V136H75ZM82 135H83V134H82ZM91 135H92V134H91ZM117 135H118V134H117ZM120 135H121V133H120ZM233 135H234V134H233ZM257 135H258V134H257ZM257 135H256V136H257ZM35 136H36V135H35ZM68 136H69V135H68ZM84 136H85V135H84ZM253 136H254V134H253ZM253 136H252V137H253ZM15 137H17V135H15ZM33 137H34V136H33ZM36 137H37V136H36ZM38 137H39V135H38ZM38 137H37V138H38ZM41 137H42V138L44 137V136H43V133H42V136H41ZM76 137H77V136H76ZM79 137H80V136H79ZM206 137H207V136H206ZM209 137H210V136H209ZM219 137H220V136H219ZM246 137H247V136H246ZM258 137H259V136H258ZM260 137H261V136H260ZM0 138H1V136H0ZM68 138H70V137H68ZM68 138H67V140H68ZM95 138H96V136H95ZM229 138H230V137H229ZM231 138H232V137H231ZM250 138H251V137H250ZM1 139H2V138H1ZM1 139H0V140H1ZM32 139H33V138H32ZM39 139H40V138H39ZM39 139H38V140H39ZM46 139H47V138H46ZM46 139H45V140H46ZM49 139H50V138H49ZM54 139H55V138H54ZM65 139H66V138H65ZM77 139H78V138H77ZM79 139H80V138H79ZM212 139H213V138H212ZM246 139H247V138H246ZM4 140H6V139H4ZM27 140H28V139H27ZM38 140H37V141H38ZM72 140H73V139H72ZM88 140H90V139H88ZM92 140H93V139H92ZM95 140H96V139H95ZM229 140H230V139H229ZM240 140H241V139H240ZM249 140H250V139H249ZM263 140H264V139H263ZM25 141H26V140H25ZM39 141H41V140H39ZM48 141H49V140H48ZM205 141H206V140H205ZM212 141H213V140H212ZM224 141H225V140H224ZM250 141H251V140H250ZM250 141H249V142H250ZM252 141H253V138H252ZM13 142H14V144H15V143L20 142V141H19V139H15V140H13ZM33 142H34V141H33ZM41 142H42V141H41ZM49 142H50V144H51V141H49ZM49 142H48V143H49ZM65 142H66V141H65ZM71 142H72V141H71ZM78 142H79V141H78ZM88 142H89V141H88ZM90 142H91V141H90ZM90 142H89V143H90ZM202 142H203V141H202ZM239 142H240V141H239ZM259 142H260V141H259ZM20 143H21V142H20ZM20 143H19V144H20ZM28 143H29V141H28ZM44 143H45V142H44ZM57 143H58V142H57ZM67 143H68V142H67ZM86 143H87V142H86ZM94 143H95V142H94ZM94 143H93V145H94ZM96 143H97V142H96ZM240 143H241V142H240ZM263 143H264V142H263ZM25 144H26V143H25ZM29 144H30V143H29ZM45 144H46V143H45ZM64 144H65V143H64ZM71 144H72V143H70V145H71ZM79 144H80V143H79ZM258 144H259V143H258ZM5 145H6V146H5L4 148H3V146H2V148H3V149H2L3 152H1V155H2V153H4V149H5V152L8 153V155H10V156L16 158V157H17L16 154H15L16 151H14L15 148H14V150L12 149V145H11V143H10V142H6ZM35 145H36V144H35ZM39 145H40V144H39ZM39 145H38V148H39ZM42 145H43V144H42ZM52 145H55V144H51V146H52ZM62 145H63V144H62ZM72 145H74V144H72ZM91 145H92V144L90 143V146H91ZM206 145H207V144H206ZM236 145H238V144H236ZM33 146H34V145H33ZM43 146H44V145H43ZM55 146H56V145H55ZM55 146H54V147H55ZM76 146H77V145H76ZM78 146H79V145H78ZM78 146H77V148H78ZM84 146H85V145H84ZM87 146H88V144H87ZM245 146H246V145H245ZM262 146H263V145H262ZM47 147H48V146H47ZM82 147H83V146H82ZM82 147H81V148H82ZM93 147H94V146H93ZM93 147H92V148H93ZM220 147H221V146H220ZM231 147H232V146H231ZM256 147H257V146H256ZM259 147H260V145H259ZM38 148L36 147V151H37ZM41 148H42V147H41ZM51 148H52V147H51ZM59 148H60V147H59ZM62 148H63V147H62ZM74 148H75V147H74ZM84 148H85V147H84ZM88 148H89V146H88ZM241 148H242V147H241ZM28 149H29V148H28ZM46 149H47V148H46ZM48 149H49V148H48ZM56 149H57V148H56ZM65 149H66V146H65L63 149H61V150H65ZM71 149H72V148H71ZM211 149H212V148H211ZM230 149H232V148H230ZM258 149H259V148H258ZM258 149H257V150H258ZM0 150H1V149H0ZM18 150H19V149H18ZM20 150H21V149H20ZM26 150H27V149H26ZM61 150H60V151H61ZM67 150H68V149H67ZM72 150H73V149H72ZM218 150H219V149H218ZM233 150H234V149H233ZM237 150H238V149H237ZM254 150H255V149H254ZM28 151H29V150H28ZM31 151H32V150H31ZM65 151H66V150H65ZM73 151H75V150H73ZM86 151H87V150H86ZM243 151H244V150H243ZM42 152H43V150H42ZM45 152H49V151H45ZM56 152H57V151H56ZM68 152H69V151H68ZM70 152H71V151H70ZM79 152H80V151H79ZM84 152H85V151H84ZM87 152H89V151H87ZM202 152H203V150H202ZM217 152H218V151H217ZM220 152H221V150H220ZM230 152H231V151H229V153H230ZM240 152H241V150H240ZM244 152H245V151H244ZM244 152H243V153H244ZM253 152H254V151H253ZM30 153H31V152H30ZM50 153H51V152H50ZM50 153H48V154H50ZM94 153H95V152H94ZM237 153H238V152H237ZM247 153H249V152H247ZM31 154H32V153H31ZM38 154H39V153H38ZM38 154H37V155H38ZM42 154H43V153H42ZM44 154H45V153H44ZM62 154H63V153H62ZM69 154H70V153H69ZM82 154H83V153H82ZM195 154H196V153H195ZM254 154H255V153H254ZM1 155H0V160H1ZM26 155H30V154H26ZM32 155H33V154H32ZM40 155H41V154H40ZM56 155H58V154H56ZM65 155H66V154H65ZM67 155H68V154H67ZM67 155H66V156H67ZM75 155H76V154H75ZM79 155H80V154H79ZM88 155H89V153H88ZM90 155H91V153H90ZM218 155H219V154H218ZM243 155H244V154H243ZM247 155H248V154H247ZM5 156H6V155H5ZM43 156H44V155H43ZM50 156H52V155H50ZM59 156H60V152H59ZM72 156H73V155H72ZM80 156H81V155H80ZM85 156H86V155H85ZM3 157H4V156H3ZM25 157H26V156H25ZM27 157H28V156H27ZM81 157H82V156H81ZM87 157H89V156H87ZM146 157H147V156H146ZM224 157H225V156H224ZM231 157H232V156H231ZM262 157H263V156H262ZM262 157H261V158H262ZM22 158H23V157H22ZM30 158H31V157H30ZM39 158H40V156H39ZM44 158H45V157H44ZM91 158H92V157H91ZM147 158H148V157H147ZM208 158H209V157H208ZM211 158H212V157H211ZM220 158H222V156H220ZM228 158H229V157H228ZM228 158H226V159H228ZM2 159H3V158H2ZM7 159H8V157H7ZM11 159H12V158H11ZM24 159H25V158H24ZM55 159H56V158H55ZM63 159H64V158H63ZM71 159H72V158H71ZM78 159H79V158H78ZM83 159H84V158H83ZM93 159H94V158H93ZM96 159H97V158H96ZM144 159H145V158H144ZM212 159H213V158H212ZM226 159H225V160H226ZM4 160H5V159H4ZM4 160H3V161H4ZM17 160H18V159H17ZM36 160H37V159H36ZM61 160H62V159H61ZM64 160H66V159H64ZM69 160H70V159H69ZM73 160H74V157H73ZM73 160H72V161L70 160L71 163H74ZM89 160H90V159H89ZM89 160H88V161H89ZM97 160H98V159H97ZM146 160H147V159H146ZM214 160H215V159H214ZM222 160H223V159H222ZM229 160H230V159H229ZM234 160H235V159H234ZM234 160H233V161H234ZM239 160H240V159H239ZM254 160H255V159H254ZM5 161H6V160H5ZM5 161H4V162H5ZM9 161H10V160H8V162H9ZM11 161H12V160H11ZM11 161H10V163H11ZM39 161H40V160H39ZM59 161H60V160H59ZM79 161H81V158H80ZM86 161H87V160L85 159V162H86ZM94 161H95V160H94ZM41 162H42V161H40V163H41ZM51 162H52V161H51ZM67 162H68V161H66V163H67ZM92 162H93V161H92ZM202 162H203V161H202ZM221 162H222V161H221ZM224 162H225V161H224ZM226 162H227V161H226ZM234 162H235V161H234ZM40 163H38V164H40ZM76 163H77V162H76ZM79 163H80V162H78V164H79ZM90 163H91V162H90ZM96 163H97V162H96ZM96 163H95V164H96ZM222 163H223V162H222ZM248 163H249V162H248ZM11 164H12V163H11ZM26 164H27V163H26ZM30 164H32V163H30ZM41 164H42V163H41ZM41 164H40V165H41ZM52 164H53V162H52ZM54 164H55V163H54ZM67 164H68V163H67ZM99 164H100V163H99ZM202 164H203V163H202ZM212 164H214L213 161H212ZM227 164H228V162H227ZM7 165H9V164H7V162H6V163H3L2 166L0 167V186H2L3 184L5 185V183H7V184L9 185V183H10L9 181H8L9 183H8L7 181L4 182V180H6V179H2V177H3V174H2L3 172H2V171L7 172V171H6V170H8ZM12 165H13V164H12ZM17 165H18V163H17ZM24 165H25V164H24ZM32 165H33V164H32ZM35 165H36V164H35ZM44 165H45V164H44ZM46 165H47V163H46ZM55 165H56V164H55ZM55 165H51V166H55ZM58 165H59V164H58ZM64 165H65V164H64ZM68 165H69V164H68ZM68 165H67V166H68ZM74 165H75V164H74ZM85 165H86V163H85ZM93 165H94V164H93ZM214 165H215V164H214ZM214 165H212V166H214ZM223 165H224V163H223ZM20 166H22V165H20ZM41 166H42V165H41ZM56 166H57V165H56ZM99 166H100V165H99ZM113 166H114V165H113ZM113 166H112V167H113ZM220 166H222V165H220ZM15 167H16V164H15ZM30 167H31V166H30ZM74 167H76V166H74ZM227 167H228V166H227ZM235 167H236V166H235ZM244 167H245V166H244ZM46 168H47V167H46ZM53 168H54V167H53ZM55 168H56V167H55ZM76 168H78V167H76ZM84 168H85V166H84ZM92 168H94V167H92ZM100 168H101V167H100ZM100 168H97V169H100ZM216 168H217V167H216ZM13 169H14V168H13ZM37 169H38V168H37ZM37 169H36V170H37ZM41 169H44V168H41ZM47 169H48V168H47ZM47 169H46V171H48ZM58 169H59V168H58ZM70 169H71V167H70ZM82 169H83V168H82ZM101 169H102V168H101ZM113 169H114V167H113ZM121 169H122V168H121ZM223 169H224V168H223ZM226 169H227V168H226ZM240 169H242V168H240ZM18 170H19V169H18ZM31 170H32V169H31ZM39 170H40V169H39ZM72 170H74V169H72ZM102 170H103V169H102ZM104 170H106V169L104 168ZM237 170H238V169H237ZM237 170H236V171H237ZM252 170H253V169H252ZM21 171H22V170H21ZM23 171H24V170H23ZM25 171H26V169H25ZM32 171H33V170H32ZM43 171H44V170H43ZM57 171H58V170H57ZM59 171H60V170H59ZM67 171H68V170H67ZM69 171H70V170H69ZM78 171H79V170H78ZM89 171H91V170H89ZM89 171H88V172H89ZM94 171H95V170H94ZM219 171H220V169H219ZM223 171H224V170H223ZM234 171H235V170H234ZM244 171H245V170H244ZM246 171H247V170H246ZM5 172H4V173H5ZM26 172H27V171H26ZM52 172H53V170H52ZM62 172H63V171H62ZM91 172H93V171H91ZM104 172H105V171H104ZM217 172H218V171H217ZM228 172H229V170H228ZM37 173H38V172H37ZM50 173H51V172H50ZM59 173H60V172H59ZM71 173H72V172H71ZM80 173H81V172H80ZM218 173H219V172H218ZM220 173H221V172H220ZM235 173H238V171L235 172ZM239 173H240V172H239ZM11 174H12V173H11ZM15 174H17L16 171H15ZM18 174L20 175V173H18ZM40 174H41V173H40ZM40 174H39V175H40ZM44 174H45V173H44ZM44 174H43V176L40 175V177H43V178H44ZM48 174H49V173H47V175H48ZM63 174H64V173H63ZM78 174H79V173H78ZM83 174H84V173H83ZM83 174H82V175H83ZM119 174H120V173H119ZM224 174H225V173H224ZM228 174H229V173H228ZM231 174H232V173H231ZM244 174H245V172H244ZM25 175H26V174H25ZM29 175H30V174H29ZM33 175H34V174H33ZM35 175H36V174H35ZM53 175H54V174H53ZM66 175H67V174H66ZM66 175H64V177H65ZM69 175H70V174H69ZM85 175H86V174H85ZM85 175H84V176H85ZM88 175L91 176L90 174H88ZM237 175H238V174H237ZM237 175L234 174L233 176H237ZM239 175H240V174H239ZM7 176H8V174H7ZM26 176H27V175H26ZM60 176H61V175L59 174V177H60ZM84 176H83V177H84ZM219 176H220V174L218 175V177H219ZM221 176H222V175H221ZM223 176H224V175H223ZM229 176H230V175H229ZM14 177H15V176H14ZM40 177H39V178H40ZM48 177H49V176H48ZM50 177H52V176H50ZM54 177H55V176H54ZM61 177H62V176H61ZM67 177H68V175H67ZM67 177H66V178H67ZM69 177H70V176H69ZM87 177H88V176H87ZM100 177H101V176H100ZM107 177H108V176H107ZM150 177H151V176H150ZM158 177H159V176H158ZM231 177H232V176H231ZM245 177H246V176H245ZM3 178H4V177H3ZM8 178H9V177H7V179H8ZM27 178H28V177H27ZM27 178H26V179H27ZM29 178H30V177H29ZM31 178H32V177H31ZM43 178H42V179H43ZM56 178H57V177H56ZM94 178H96V176H95ZM98 178H99V177H98ZM197 178H199V177H197ZM251 178H252V177H251ZM33 179H34V178H33ZM33 179H32V180H33ZM52 179H53V177H52ZM52 179H51V181H52ZM58 179H59V178H58ZM89 179H90V177H89ZM96 179H97V178H96ZM103 179H104V178H103ZM224 179H225V178H224ZM232 179H233V178H232ZM14 180H15V179H14ZM21 180H22V178H20V181H21ZM28 180H29V179H28ZM36 180H37V178H36ZM98 180H99V179H98ZM104 180H105V179H104ZM220 180H221V178H220ZM222 180H223V179H222ZM57 181H58V180H57ZM102 181H103V180H102ZM102 181H101V182H102ZM3 182H4V183H3ZM12 182H13V181H12ZM12 182H11V183H12ZM14 182H15V181H14ZM21 182H22V181H21ZM23 182H25V181H23ZM34 182H35V181H34ZM40 182H41V180H40ZM55 182H56V181H55ZM59 182H61V180H60ZM82 182H83V181H82ZM133 182H134V181H133ZM28 183H29V182H28ZM28 183H27V184H28ZM30 183H31V182H30ZM36 183H37V181H36ZM38 183H39V180H38ZM57 183H58V182H57ZM73 183L75 184V182H73ZM79 183H80V182H79ZM94 183H95V182H94ZM219 183H220V182H219ZM219 183H216V184H219ZM234 183H235V182H234ZM238 183H239V182H238ZM243 183H244V182H243ZM31 184H32V183H31ZM48 184H50V183H48ZM48 184H47V185H48ZM51 184H53V183H51ZM55 184H56V183H55ZM60 184H61V183H60ZM60 184H59V185H60ZM66 184L69 185V183H66ZM90 184H91V182H90ZM214 184H215V183H214ZM214 184H213V185H214ZM216 184H215V185H216ZM228 184H229V183H228ZM240 184H241V183H240ZM8 185H6V188L8 189L7 191L0 192V212H2V213H5V212H6V213H7V212L9 213V211H13V210L15 209L14 207H15V205H16V196H15L16 192H14V190L12 189V187L9 188ZM10 185H11V184H10ZM13 185H14V184H13ZM37 185L39 186V184H37ZM56 185H57V184H56ZM62 185H63V183H62ZM70 185H71V184H70ZM132 185H134V184L132 183ZM44 186H45V185H44ZM93 186H94V185H93ZM93 186H92V187H93ZM216 186H217V185H216ZM224 186H225V182H224ZM229 186H230V184H229ZM4 187H5V186H4ZM13 187H14V186H13ZM22 187H23V186H22ZM46 187H47V186H46ZM84 187H85V186H84ZM237 187H238V186H237ZM237 187H236V188H237ZM16 188H17V187H16ZM25 188H26V186H25L23 189H25ZM38 188H39V187H38ZM41 188H42V187H41ZM86 188H87V187H86ZM86 188H85V189H86ZM94 188H95V187H94ZM238 188H239V187H238ZM4 189H5V188H4ZM42 189H43V188H42ZM48 189H49V186H48ZM62 189H63V188H62ZM73 189H74V188H73ZM80 189H81V188H80ZM15 190H16V189H15ZM32 190H33V189H32ZM44 190H45V189H44ZM49 190H50V189H49ZM63 190H64V189H63ZM74 190H75V189H74ZM86 190H87V189H86ZM88 190H89V189H88ZM96 190H97V189H96ZM261 190H262V189H261ZM33 191H36V188H35V190H33ZM45 191H47V190H45ZM61 191H62V190H61ZM78 191H79V189H78ZM26 192H27V191H26ZM39 192L41 193V190H39ZM75 192H76V191H75ZM83 192H84V191H83ZM88 192H89V191H88ZM90 192H91V191H90ZM95 192H96V191H95ZM230 192H232V190H231ZM27 193H28V192H27ZM65 193H66V192H65ZM72 193H73V190H72ZM80 193H82V192H80ZM85 193H86V192H85ZM255 193H256V192H255ZM260 193H261V191H260ZM260 193H259V194H260ZM17 194H18V193H17ZM33 194H34V193H33ZM45 194H46V193H45ZM55 194H56V196H57V193H55ZM68 194H69V193H68ZM82 194H83V193H82ZM25 195H26V194H25ZM30 195H31V194H30ZM34 195H35V194H34ZM34 195H33V196H34ZM46 195H47V194H46ZM58 195H59V194H58ZM60 195H61V194H60ZM60 195H59V197H61ZM75 195H76V194H75ZM77 195H78V194H77ZM92 195H93V194H92ZM231 195H232V194H231ZM249 195H250V194H249ZM255 195H256V194H255ZM41 196H42V195H41ZM64 196H66V195H64ZM88 196H89V195H88ZM169 196H170V195H169ZM223 196H224V195H223ZM233 196H234V195H233ZM238 196H240V195H238ZM238 196H237V197H238ZM37 197H38V196H37ZM45 197H46V196H45ZM50 197H51V196H50ZM57 197H58V196H57ZM66 197H67V196H66ZM81 197H82V195H81ZM110 197H111V196H110ZM225 197H226V196H225ZM227 197H228V196H227ZM237 197H236V198H237ZM18 198H19V197H18ZM41 198H42V197H41ZM52 198H53V197H52ZM71 198H72V197L70 196V200H71ZM92 198H93V196H92ZM116 198H117V197H116ZM261 198H262V197H261ZM28 199H29V198H28ZM31 199H32V198H31ZM45 199H46V198H45ZM61 199H62V198H60L59 201H60ZM66 199H67V198H66ZM84 199H85V198H84ZM96 199H97V198H96ZM96 199H95V200H96ZM100 199H102V198H100ZM109 199H110V198H109ZM117 199H119V198H117ZM223 199H224V198H223ZM225 199H226V198H225ZM228 199H229V197H228ZM238 199H239V198H237V200H238ZM24 200H26V199H24ZM34 200H35V199H34ZM38 200H40V199L38 198ZM38 200H37V202H38ZM41 200H42V199H41ZM51 200H52V199H51ZM53 200H54V199H53ZM73 200H74V199H73ZM232 200H233V198H232ZM240 200H241V199H240ZM244 200H245V199H244ZM259 200H260V199H259ZM262 200H263V199H262ZM30 201H31V200H30ZM45 201H46V200H45ZM47 201H48V200H47ZM61 201H62V200H61ZM75 201H76V200H75ZM99 201H101V200H99ZM115 201H116V200H115ZM181 201H182V200H181ZM247 201H249V200H247ZM19 202L21 203V201H19ZM48 202H49V201H48ZM48 202H46L45 204H47ZM91 202H92V201H91ZM96 202H97V201H96ZM96 202H95V203H96ZM104 202H105V201H103V203H104ZM117 202H118V201H117ZM119 202H121V201H119ZM216 202H218V201H216ZM220 202H222V200H221ZM232 202H233V201H232ZM232 202H231V204H232ZM234 202H235V201H234ZM251 202H252V201H251ZM258 202H259V201H258ZM32 203H33V202H32ZM62 203L64 204V202H62ZM81 203H84V202H81ZM95 203H94V205L96 206L97 203H96V204H95ZM235 203H236V202H235ZM23 204H24V203H23ZM27 204H28V201H27ZM37 204H38V203H37ZM41 204H43V203H41ZM60 204H61V203H60ZM75 204H76V203H75ZM78 204H80V203H78ZM98 204H100V202H99ZM98 204H97V205H98ZM176 204H177V203H176ZM181 204H182V203H181ZM221 204H222V203H221ZM258 204H259V203H258ZM19 205H20V204H19ZM56 205H57V204H55V206H56ZM64 205H66V204H64ZM67 205H69V204H67ZM71 205H72V204H71ZM73 205H74V204H73ZM81 205H82V204H81ZM81 205H80V206H81ZM94 205H92V206H94ZM105 205H107V204L105 203ZM119 205H120V204H119ZM207 205H208V204H207ZM215 205H216V204H215ZM234 205H235V204H234ZM234 205H233V206H234ZM21 206H22V205H21ZM34 206H36V205H34ZM41 206H42V205H41ZM41 206H40V207H41ZM57 206L59 207L60 205H57ZM62 206H63V205H62ZM78 206H79V205H78ZM83 206H84V205H83ZM88 206H89V205H88ZM98 206H99V205H98ZM235 206H236V205H235ZM48 207H51V206H48ZM53 207H54V206H53ZM68 207H70V205H69ZM68 207H67V208H68ZM71 207H72V206H71ZM197 207H198V206H197ZM197 207H196V208H197ZM229 207H230V206H228V208H229ZM20 208H21V207H20ZM31 208H32V207H31ZM41 208H42V207H41ZM60 208H61V206H60ZM67 208H66V206H65V209H67ZM78 208H79V207H78ZM204 208H205V207H204ZM241 208H242V207H241ZM253 208H254V211L256 212L255 207H253ZM25 209H26V208H25ZM38 209H39V208H38ZM47 209H49V208H47ZM61 209H63V207H62ZM61 209H60V210H61ZM68 209H70V208H68ZM94 209H95V208H94ZM199 209H200V208H199ZM232 209L234 210L235 208H232ZM41 210H42V209H41ZM197 210H198V209H197ZM214 210H215V209H214ZM219 210H220V209H218V213H219ZM259 210H260V209H259ZM29 211H30V210H29ZM31 211H32V210H31ZM52 211H53V210H52ZM85 211H86V210H85ZM199 211H200V210H199ZM199 211H198V213H199ZM202 211H203V210H202ZM205 211H206V210H205ZM210 211H212V210H210ZM231 211H232V210H231ZM231 211H230V212H231ZM34 212H35V209H34ZM43 212H44V211H43ZM46 212H47V211H46ZM48 212H49V211H48ZM57 212H58V211H57ZM216 212H217V211H216ZM222 212H223V211H222ZM234 212H235V211H234ZM234 212H233V213H234ZM239 212H240V211H239ZM13 213H16V212H13ZM25 213H26V211H25ZM44 213H45V212H44ZM60 213H61V212H60ZM252 213H254V212H252ZM29 214H30V212H29ZM48 214H49V213H48ZM48 214H47V215H48ZM53 214H55V213H53ZM76 214H77V212H76ZM76 214H75V215H76ZM86 214H87V213H86ZM90 214H91V213H90ZM138 214H139V213H138ZM206 214H207V213H206ZM211 214L213 215V213H211ZM214 214H215V213H214ZM231 214H232V213H231ZM237 214H238V213H237ZM247 214H248V212H247ZM0 215H1V214H0ZM34 215H35V214H34ZM40 215H41V214H40ZM50 215H51V214H50ZM55 215H56V214H55ZM63 215H64V213H63ZM75 215H74V217H75ZM79 215H80V214H79ZM93 215H95V214H93ZM221 215H222V214H221ZM224 215H225V214H224ZM229 215H230V214H229ZM233 215H234V214H233ZM242 215H243V214H242ZM251 215H252V214H251ZM9 216H10V214H9ZM14 216H15V214H14ZM14 216H13V217H14ZM17 216H18V215H17ZM19 216H20V215H19ZM70 216H72V214H70ZM76 216H77V215H76ZM104 216H105V215H104ZM198 216H199V215H198ZM213 216H214V215H213ZM218 216H219V215H218ZM222 216H223V215H222ZM225 216H226V215H225ZM230 216H231V215H230ZM4 217H5V216H4ZM7 217H8V216H7ZM23 217H24V216H23ZM59 217H61V216H59ZM67 217H68V216H67ZM81 217H82V212H81ZM202 217H203V216H202ZM209 217H210V216H209ZM211 217H212V216H211ZM215 217H216V216H215ZM226 217H227V216H226ZM41 218H43V216H42ZM46 218H47V217H46ZM53 218H54V217H53ZM68 218H69V217H68ZM76 218H77V217H76ZM87 218H88V216H87ZM91 218H92V217H91ZM97 218H98V217H97ZM134 218H135V217H134ZM205 218H206V217H205ZM212 218H213V217H212ZM216 218H217V217H216ZM218 218H219V217H218ZM218 218H217V220H219ZM251 218H252V217H251ZM253 218H254V217H253ZM7 219H8V218H7ZM12 219H13V218H12ZM23 219H24V218H23ZM23 219H22V220H23ZM35 219H36V218H35ZM35 219H34L33 224L35 223ZM39 219H40V218H39ZM48 219H49V218H48ZM62 219H63V218H62ZM66 219H67V218H66ZM69 219H71V218H69ZM93 219H94V218H93ZM200 219H202V218H200ZM209 219H210V218H209ZM10 220H11V219H10ZM22 220H21V221H22ZM31 220H32V219H31ZM50 220H51V216H50ZM59 220H60V218H59ZM71 220H72V219H71ZM76 220H77V219H76ZM78 220H79V219H78ZM97 220H98V219H97ZM207 220H208V219H207ZM207 220H205V221H207ZM242 220H244V218H243ZM2 221H3V218H2ZM12 221H14V220H12ZM12 221H11V223H12ZM36 221H38V218L36 219ZM42 221H43V220H42ZM45 221H46V219H45ZM64 221H65V219H64ZM87 221H89V220L87 219ZM103 221H104V220H103ZM131 221H133V220H131ZM136 221H137V220H136ZM237 221H238V220H237ZM237 221H236V223H238ZM15 222L17 223V219L15 220ZM15 222H14V223H15ZM18 222H19V221H18ZM43 222H44V221H43ZM43 222H42V223H43ZM54 222H55V221H54ZM69 222H70V221H69ZM74 222H75V220H74ZM89 222H90V221H89ZM89 222H87V223H89ZM95 222H96V221H95ZM100 222H101V221H100ZM202 222H203V221H201V223H202ZM3 223H5V222L3 221ZM3 223H2V224H3ZM7 223H8V222H6V224H7ZM14 223H12L13 226L15 225ZM20 223H21V225H22L23 222H20ZM45 223H46V222H45ZM45 223H43V225H44ZM49 223H50V222H49ZM56 223H57V220H56ZM60 223H61V221H60ZM71 223H73V222H71ZM87 223H85V224H87ZM93 223H94V222H93ZM133 223H134V221H133ZM171 223H172V222H171ZM188 223H189V222H188ZM201 223H199V224H201ZM211 223H212V222H211ZM211 223L209 222V224H211ZM220 223H221V221H220ZM241 223H242V222H241ZM47 224H48V223H47ZM80 224H81V223H80ZM80 224H79V225H80ZM118 224H120V222H119ZM222 224H223V223H222ZM230 224H231V223H230ZM238 224H239V223H238ZM252 224H253V222H252ZM252 224H251V225H252ZM0 225H1V224H0ZM16 225H17V224H16ZM34 225H35V227H34ZM34 225H33V229L35 230V233L32 234V236H35V235L39 236V235H41V234H42L41 227H39V225L36 224V223H35ZM41 225H42V224H41ZM48 225H49V224H48ZM55 225H56V224H55ZM59 225H60V224H59ZM69 225H70V224H69ZM81 225H82V224H81ZM89 225H90V224H89ZM100 225H101V224H100ZM103 225H104V224H103ZM235 225H236V224H235ZM239 225H241V224H239ZM242 225H243V224H242ZM6 226H7V225H6ZM13 226H12V227H13ZM18 226H19V225H18ZM22 226H23V225H22ZM27 226H28V225H27ZM53 226H54V224H53ZM60 226H61V225H60ZM106 226L108 227V225H106ZM113 226H115V225H113ZM233 226H234V225H233ZM247 226H248V224H247ZM0 227H1V226H0ZM57 227H58V226H57ZM63 227H64V225H63ZM87 227H88V225H87ZM87 227H86V228H87ZM99 227H100V226H99ZM99 227H98V228H99ZM136 227H137V226H136ZM138 227H139V226H138ZM248 227H249V226H248ZM248 227H247V228H248ZM263 227H264V226H263ZM263 227H262V228H263ZM9 228H11L10 225H9ZM9 228H8V231H9ZM17 228H19V227H17ZM17 228H15V229L17 230V235H20L19 232H18V229H17ZM25 228H26V227H25ZM61 228H62V227H61ZM61 228H60V229H61ZM69 228H70V227H69ZM86 228H85V229H86ZM95 228H96V227H94L93 229H95ZM238 228H240V227H238ZM3 229H4V227H3ZM3 229H2V231H3ZM13 229H14V228H13ZM23 229H24V228H23ZM46 229H47V227H46ZM54 229H55V227H54ZM56 229H57V228H56ZM73 229H74V228H73ZM73 229H72V230H73ZM88 229H89V227H88ZM93 229H92V230H93ZM107 229H108V228H107ZM136 229H137V228H136ZM193 229H194V228H193ZM250 229H251V228H250ZM260 229H261V228H260ZM19 230H20V228H19ZM67 230H68V229H67ZM78 230H79V229H78ZM104 230H105V229H104ZM137 230H138V229H137ZM214 230H215V229H214ZM216 230H217V229H216ZM220 230H221V229H220ZM229 230H230V229H229ZM251 230H252V229H251ZM257 230H259V229H257ZM0 231H1V230H0ZM13 231H14V230H13ZM13 231H12V232H13ZM32 231H33V230H32ZM74 231H75V230H74ZM79 231H81V230H79ZM82 231H83V229H82ZM82 231H81V236H82ZM218 231H219V228H218ZM218 231H217V232H218ZM247 231H248V230H247ZM260 231H261V230H260ZM21 232H22V231H21ZM25 232H26V231H25ZM29 232H30V230H29ZM56 232H57V231H56ZM60 232H61V231H60ZM63 232H64V231H63ZM99 232H100V231H99ZM101 232H102V231H101ZM0 233H1V232H0ZM27 233H28V232H27ZM74 233H75V232H74ZM79 233H80V232H79ZM90 233H91V232H90ZM94 233H95V232H94ZM249 233H250V231L248 232V234H249ZM3 234H4V233H3ZM21 234H22V233H21ZM97 234L99 235V233H97ZM103 234H104V232H103ZM103 234H102V235H103ZM199 234H200V233H199ZM206 234H207V233H206ZM211 234H212V233H211ZM226 234H227V233H226ZM226 234H225V235H226ZM238 234H239V233H238ZM238 234H237V236H238ZM245 234H246V233H245ZM8 235H9V233H8ZM10 235H11V233H10ZM12 235H14V234L12 233ZM45 235H46V234H45ZM47 235H48V234H47ZM55 235H56V234H55ZM73 235H74V234H73ZM90 235H91V234H90ZM93 235H94V234H93ZM215 235H216V234H215ZM225 235H224V236H225ZM231 235H232V234H231ZM239 235H240V234H239ZM249 235H250V234H249ZM257 235H258V233H257ZM25 236H26V235H25ZM27 236H28V235H27ZM48 236H49V235H48ZM66 236L68 237V234H67ZM78 236H79V234H78ZM91 236H92V235H91ZM203 236H204V235H203ZM212 236H213V234H212ZM226 236H228V235H226ZM233 236H234V235H233ZM255 236H256V235H255ZM261 236H262V235H261ZM9 237H10V236H9ZM40 237H41V236H40ZM44 237H45V236H44ZM44 237H43V238H44ZM52 237H53V236H52ZM59 237H60V235H59ZM74 237H75V236H74ZM86 237H87V236H86ZM96 237H97V235H96ZM204 237L206 238V236H204ZM210 237H211V235H210ZM222 237H223V236H222ZM238 237H240V236H238ZM242 237H244V236L242 235ZM259 237H260V236H259ZM259 237H258V238H259ZM263 237H264V236H263ZM7 238H8V237H7ZM11 238H13V237H11ZM11 238H10V239H11ZM17 238H19V237H17ZM37 238H38V237H37ZM61 238H62V237H61ZM89 238H90V237H89ZM211 238H213V237H211ZM230 238H232V237H230ZM233 238H234V237H233ZM260 238H261V237H260ZM260 238H259V239H260ZM8 239H9V238H8ZM8 239H7V240H8ZM24 239H25V237H24ZM32 239H33V238H32ZM40 239H41V238H40ZM40 239H39V240H40ZM68 239H69V237H68ZM91 239H92V238H91ZM91 239H90V241H91ZM96 239H97V238H96ZM223 239H224V238H223ZM227 239H228V238H227ZM261 239H262V238H261ZM2 240H3V237H2ZM2 240H1L0 244L2 243ZM19 240H23V239H22V236H21V239L19 238ZM26 240H27V239H26ZM35 240H36V239H35ZM41 240H43V239H41ZM62 240H63V238H62ZM77 240H78V239H77ZM85 240H87V239H85ZM236 240H237V239H236ZM44 241L47 242V243H49V244L52 246V245H53V241H54V239H53V238H51V239L46 238ZM59 241H61V240H59ZM72 241H73V240H72ZM93 241H94V240H93ZM193 241H194V240H193ZM195 241H196V240H195ZM195 241H194V242H195ZM202 241H204V240H202ZM223 241H224V240H223ZM230 241L232 242V240H230ZM244 241H245V240H244ZM12 242H13V240H12ZM12 242H11L10 244H13ZM34 242H35V241H34ZM62 242H63V241H62ZM78 242H79V241H78ZM83 242H84V241H83ZM196 242H197V241H196ZM220 242H221V241H220ZM251 242H253V241H251ZM15 243H16V242H15ZM36 243H37V241H36ZM41 243H42V242H41ZM41 243H40V244H41ZM55 243H56V242H55ZM65 243H66V242H65ZM68 243H69V241H68ZM88 243H89V242H88ZM88 243H87V244H88ZM94 243H95V242H94ZM221 243H222V242H221ZM236 243H237V242H236ZM242 243H243V242H242ZM260 243H261V242H260ZM2 244H3V243H2ZM19 244H20V243H19ZM28 244H29V242H28ZM31 244H32V243H31ZM42 244H43V243H42ZM44 244H45V243H44ZM49 244H48V245H49ZM66 244H67V243H66ZM66 244H65L64 246H66ZM79 244H80V243H79ZM84 244H85V242H84ZM194 244H195V243H194ZM198 244H199V243H198ZM208 244H209V243H208ZM54 245H55V244H54ZM57 245H58V244H57ZM61 245H62V244H61ZM95 245H96V244H95ZM99 245H100V244H99ZM149 245H150V244H149ZM153 245H154V244H153ZM224 245H225V244H224ZM232 245H234V244H232ZM242 245H243V244H242ZM1 246H2V245H1ZM23 246H24V245H23ZM26 246H27V245H26ZM29 246H30V245H29ZM39 246H41V245H38V244H37V247H39ZM46 246H47V245H46ZM58 246H59V245H58ZM75 246H76V245H75ZM100 246H101V245H100ZM235 246H236V245H235ZM256 246H257V245H256ZM256 246H255V247H256ZM2 247H3V246H2ZM8 247H9V246H8ZM20 247H21V246H20ZM33 247H34V246H33ZM48 247H49V246H48ZM48 247H47V248H48ZM54 247H55V246H54ZM60 247H61V246H60ZM69 247H70V245H69ZM85 247H86V246H85ZM212 247H213V246H212ZM21 248H22V247H21ZM23 248H24V247H23ZM23 248H22V249H23ZM35 248H36V247H35ZM47 248H46V249H47ZM57 248H59V247H57ZM62 248H64V247H62ZM83 248H84V247H83ZM89 248H90V247H89ZM166 248H167V247H166ZM43 249H44V248H43ZM48 249H49V248H48ZM52 249H54V248H52ZM52 249H51V250H52ZM224 249H225V248H224ZM224 249H223V252H226V251H224ZM232 249H233V248H232ZM247 249H248V248H247ZM253 249H254V248H253ZM255 249L257 250V248H255ZM261 249H262V248H261ZM16 250H17V249H16ZM35 250H36V249H35ZM39 250H40V249H39ZM70 250H71V249H70ZM72 250H73V249H72ZM75 250H76V249H75ZM85 250H86V249H85ZM210 250H212V249H210ZM220 250H221V249H220ZM226 250H227V249H226ZM241 250H242V247H241ZM244 250H245V248H244ZM258 250H259V249H258ZM258 250H257V251H258ZM18 251H19V249H18ZM20 251H22V252L24 253L25 248H24V250H20ZM29 251H30V250H29ZM58 251H59V250H58ZM60 251H61V248H60ZM238 251H239V250H238ZM247 251H248V250H247ZM7 252H8V251H7ZM15 252H16V251H15ZM25 252H26V251H25ZM30 252H31V251H30ZM39 252L41 253V251H39ZM55 252H57V250H56ZM55 252H54V253H55ZM64 252H65V251H64ZM66 252H67V250H66ZM69 252H70V251H69ZM76 252H77V251H76ZM79 252H81V251H79ZM89 252H90V251H89ZM96 252H97V251H96ZM217 252H218V251H217ZM253 252H254V251H253ZM23 253H21V254L23 255ZM83 253H84V252H83ZM226 253H227V252H226ZM247 253H248V252H247ZM249 253H250V252H249ZM254 253H255V252H254ZM35 254H37V253L35 252ZM48 254H49V253H48ZM55 254H56V253H55ZM61 254H62V253H61ZM63 254H64V253H63ZM63 254H62V255H63ZM67 254H68V253H67ZM72 254H73V253H72ZM72 254H71V255H72ZM77 254H78V253H77ZM223 254H224V253H223ZM234 254H235V253H234ZM239 254H241V253H239ZM239 254H238V255H239ZM245 254H246V252H245ZM71 255L69 254L68 256H71ZM78 255H79V254H78ZM96 255H97V254H96ZM212 255H213V253H212ZM254 255H255V254H254ZM13 256H14V255H13ZM24 256H25V259H27V258H26V255H24ZM39 256H40V255H39ZM49 256H51V255H49ZM56 256H57V255H56ZM66 256H67V255H66ZM99 256H100V255H99ZM101 256H103V255L101 254ZM224 256H225V254H224ZM239 256H240V255H239ZM8 257H10V256H8ZM31 257H32V256H31ZM94 257H95V253H94ZM103 257H104V256H103ZM210 257H211V256H210ZM15 258H17V260H18V256H17V257L15 256ZM253 258H254V257H253ZM253 258H252V259H253ZM257 258H258V256H257ZM262 258H264V257H262ZM9 259H10V258H9ZM25 259H24V262H23V263H26ZM31 259H32V258H31ZM52 259H53V258H52ZM54 259H55V258H54ZM59 259H60V257H59ZM68 259H70V258H68ZM95 259H96V258H95ZM207 259H209V258H207ZM235 259H236V258H235ZM57 260H58V259H57ZM63 260H64V259H63ZM79 260H80V259H79ZM236 260H238V259H236ZM14 261H15V259H14ZM29 261H30V259H29ZM42 261H43V260H42ZM58 261H59V260H58ZM80 261H81V260H80ZM88 261H89V260H88ZM91 261H92V260H91ZM232 261H233V260H232ZM234 261H235V260H234ZM258 261H259V260H258ZM16 262H17V261H16ZM31 262H32V260H31ZM56 262H57V261H56ZM260 262H261V261H260ZM42 263H43V262H42ZM64 263H66L65 260H64ZM64 263H63V264H64ZM86 263H88V262H86ZM89 263H90V262H89ZM263 263H264V262H263ZM30 264H31V263H30ZM48 264H49V263H48ZM78 264H80V263H78ZM96 264H97V263H96ZM226 264H227V263H226ZM230 264H232V263L230 262ZM245 264H246V263H245ZM249 264H250V262H249Z\"/></svg>",
  "mask_w": 264,
  "mask_h": 264
}]
</instances>
